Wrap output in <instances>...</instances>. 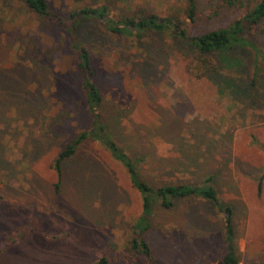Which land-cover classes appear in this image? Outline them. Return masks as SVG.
I'll list each match as a JSON object with an SVG mask.
<instances>
[{
    "label": "rangeland",
    "instance_id": "rangeland-1",
    "mask_svg": "<svg viewBox=\"0 0 264 264\" xmlns=\"http://www.w3.org/2000/svg\"><path fill=\"white\" fill-rule=\"evenodd\" d=\"M48 1L65 17L83 5ZM260 1L196 0L194 22L187 0L91 5H110L115 19L141 11L180 18L197 37L228 28ZM138 31L143 40L98 23L80 28L103 98L104 130H94L66 29L22 0H0V264H220L226 230L214 205L188 197L166 209L157 201L146 214L105 138L152 186L213 179L234 210L241 264H264V21L245 30L253 45L218 55L200 54L171 31ZM204 61L214 70L201 77ZM91 129L60 176L62 152Z\"/></svg>",
    "mask_w": 264,
    "mask_h": 264
},
{
    "label": "trees",
    "instance_id": "trees-1",
    "mask_svg": "<svg viewBox=\"0 0 264 264\" xmlns=\"http://www.w3.org/2000/svg\"><path fill=\"white\" fill-rule=\"evenodd\" d=\"M30 9H32L37 15L48 19L51 23L63 27L66 29L70 45L72 46L75 55L78 70L81 73L82 86L86 94V100L88 104L89 112L95 117L96 126L98 130H104V127L97 121L98 118V106L102 103V95L93 83V70L91 55L89 49L83 43L79 31L85 23H98L102 24L104 29L116 36H124L128 38H137L143 40L145 37L144 32L139 33L138 30H154L156 32L171 31V35L178 37L179 39L188 42L193 45L202 55H218L227 54L230 50H233L237 46L250 45L245 38V30L248 26L253 27L264 21V0H261L256 7L246 13V15L240 19H237L228 28L213 30L206 32L203 35L193 37L188 33L186 23L182 19H171L169 17H160L156 14H147L145 11H141L136 17H126L125 15H118L117 19L111 17L113 8L108 4H102L98 7L91 5L94 0H89L87 4L85 1L80 0L83 5L80 7H74L68 16H63L57 11L53 10L48 0H22ZM236 0H223V2L229 7H235ZM188 3V17L194 22L196 14V0H187ZM98 5V4H97ZM253 45V44H251ZM203 67L208 68L207 72L202 76H206L213 72L214 66L209 65L206 61L202 62ZM212 68V69H211ZM251 86V85H250ZM90 130L84 132L77 140L68 145V147L62 152L60 158L57 161L56 169L60 176L61 164L63 160L73 156L76 151V147L80 140L82 141L88 136V133L95 132ZM98 137V134L95 133ZM102 141V142H101ZM101 143L110 149L117 160L126 164L129 169V174L133 178V184L138 188L144 198V208L146 214L151 212L153 203L160 201V205L163 208L171 209L174 207V199H182L192 197L210 202L214 205V208L219 214L223 216L225 233V243L227 245V252L223 256L220 264H241L240 257L236 253L233 239L236 231L234 227V210L232 206L225 204L219 197L218 190L213 187L212 180L208 178L205 182L199 185H184V184H162L158 186H152L146 181L138 179V169H136L131 160V156L127 153L121 152L109 139H101ZM261 192V186L259 188ZM32 232V230L30 231ZM145 248V254H150V247L147 242H143ZM105 258H102L99 264H106Z\"/></svg>",
    "mask_w": 264,
    "mask_h": 264
}]
</instances>
